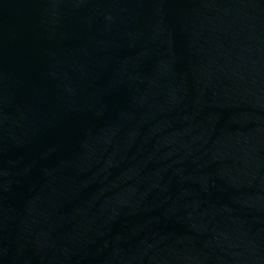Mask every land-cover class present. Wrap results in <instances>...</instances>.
Masks as SVG:
<instances>
[{
	"label": "water",
	"instance_id": "water-1",
	"mask_svg": "<svg viewBox=\"0 0 264 264\" xmlns=\"http://www.w3.org/2000/svg\"><path fill=\"white\" fill-rule=\"evenodd\" d=\"M0 264H264V0H0Z\"/></svg>",
	"mask_w": 264,
	"mask_h": 264
}]
</instances>
